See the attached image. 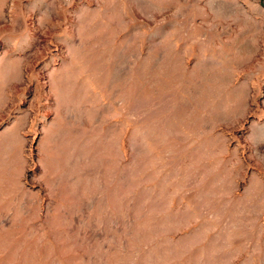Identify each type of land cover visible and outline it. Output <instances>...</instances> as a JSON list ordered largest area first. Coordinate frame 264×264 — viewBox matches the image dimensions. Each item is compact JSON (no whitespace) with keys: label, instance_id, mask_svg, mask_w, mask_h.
<instances>
[{"label":"rangeland","instance_id":"374dc122","mask_svg":"<svg viewBox=\"0 0 264 264\" xmlns=\"http://www.w3.org/2000/svg\"><path fill=\"white\" fill-rule=\"evenodd\" d=\"M0 264H264V0H0Z\"/></svg>","mask_w":264,"mask_h":264}]
</instances>
